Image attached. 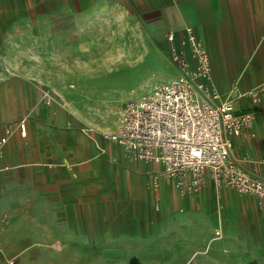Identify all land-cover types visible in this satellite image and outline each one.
<instances>
[{
	"label": "crops",
	"instance_id": "crops-1",
	"mask_svg": "<svg viewBox=\"0 0 264 264\" xmlns=\"http://www.w3.org/2000/svg\"><path fill=\"white\" fill-rule=\"evenodd\" d=\"M187 25L210 52V89L262 83L264 0H0V257L264 264L254 198L209 177L190 190L101 134L118 128L126 102L177 77L165 33ZM235 109L254 118L230 136L229 157L264 179V90ZM105 111H119L116 123L95 115Z\"/></svg>",
	"mask_w": 264,
	"mask_h": 264
},
{
	"label": "built area",
	"instance_id": "built-area-1",
	"mask_svg": "<svg viewBox=\"0 0 264 264\" xmlns=\"http://www.w3.org/2000/svg\"><path fill=\"white\" fill-rule=\"evenodd\" d=\"M165 36L170 61L179 74L156 84L138 100L126 102L118 128L102 131V136L121 145L132 158L159 164L165 174L190 190H200L209 177L216 186L230 187L264 206V179L229 157L230 136L250 130L254 118L252 111H237L235 100L248 95L258 102L264 82L250 88L234 83L222 97L208 86L210 52L193 27L177 32L168 28ZM43 94L47 101L53 99L48 90ZM19 126L25 134L24 123ZM5 140L0 137V146Z\"/></svg>",
	"mask_w": 264,
	"mask_h": 264
},
{
	"label": "rangeland",
	"instance_id": "rangeland-1",
	"mask_svg": "<svg viewBox=\"0 0 264 264\" xmlns=\"http://www.w3.org/2000/svg\"><path fill=\"white\" fill-rule=\"evenodd\" d=\"M245 66V64H243ZM249 84L250 83V80L248 79L247 80ZM259 82V81H258ZM260 82H264V80H260ZM261 84V83H260ZM260 84H254L255 86H258ZM119 112V111H118ZM118 112H116L114 114L113 111H105V112H97L95 115H98L101 117V119H103L104 123L106 124H109L111 122V120H115V123H116V119H118ZM119 122V120H118ZM104 125V126H101V128H107V129H112V126L111 127H107L109 125ZM163 172H159V173H156L157 176H159L160 174H162ZM164 174V173H163ZM157 180H158V177L154 176L152 179H150L151 181V185H152V188H153V199H154V210H158L159 208V202H158V196H157ZM8 239H2V241L6 242ZM13 258L11 256H5V257H0V264H11L10 263V259ZM14 262L12 264L15 263V258L13 259Z\"/></svg>",
	"mask_w": 264,
	"mask_h": 264
}]
</instances>
